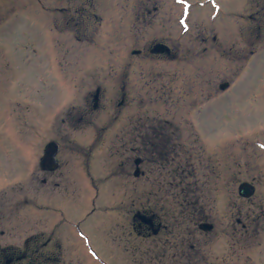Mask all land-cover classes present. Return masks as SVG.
I'll return each mask as SVG.
<instances>
[{"label":"flooded vegetation","instance_id":"obj_1","mask_svg":"<svg viewBox=\"0 0 264 264\" xmlns=\"http://www.w3.org/2000/svg\"><path fill=\"white\" fill-rule=\"evenodd\" d=\"M7 2L9 14L39 12L43 37L35 40L52 46L53 55L72 46V79L86 77L88 85H80L63 118L55 112L38 124L22 116L13 124L20 133L0 134V264H88L91 258L105 264L99 245L123 241L127 233L134 238L128 248L148 242L152 264H180L189 251L202 254L216 209L205 190L219 189L205 181L217 167V153L205 155V123L190 117L204 86H196L197 99L188 102L187 81L174 85L171 70L140 65L187 60L184 31L174 39L170 32L150 37L157 8L153 13L149 0H136L134 15L123 14L119 40L142 48L122 49L116 71L77 75L73 60L77 46L89 44L94 0ZM8 26L13 30V21ZM15 40L34 44L31 38L10 43ZM113 78L117 85L108 88ZM109 89L119 97L112 107ZM242 227L247 233L251 224Z\"/></svg>","mask_w":264,"mask_h":264},{"label":"rangeland","instance_id":"obj_2","mask_svg":"<svg viewBox=\"0 0 264 264\" xmlns=\"http://www.w3.org/2000/svg\"><path fill=\"white\" fill-rule=\"evenodd\" d=\"M135 1L94 0L88 21L89 44L77 46L73 60L77 75L89 70L92 74L96 70L116 71L122 49L129 54L142 48L122 46L119 40L120 30L126 26L123 14L128 9L134 15L136 10L131 6ZM179 1L182 4L178 0H149L148 8L152 12L154 6L157 8L154 30L149 34L158 37L170 32L174 39L183 30L187 60H145L140 65L143 71L171 70L174 85L187 81L188 102L197 99L196 86H204V94L197 99L198 110L194 108L190 117L205 123V155L217 153L216 174L205 173V181L217 182L219 187L206 189L204 194L215 199L213 233L204 235L202 254L189 251L187 262L180 264H264V0ZM8 4L0 0V134L6 137L20 133L13 125L16 118L27 117L30 123L38 124L47 122L55 112L63 118L80 85H88L83 82L86 77L72 79V46H63L53 55L49 50L52 46L36 41L43 37L39 12L9 14ZM54 16L60 19L62 15ZM12 21L14 29L9 30ZM65 34L72 37L68 31ZM21 38L22 42L31 38L34 44L10 43ZM101 58L104 61L100 65ZM113 79H109L108 88L116 87ZM221 84H227V89L220 90ZM112 90L106 95L109 107L119 99ZM245 182L255 189L249 200L238 195L239 186ZM243 224H251L249 232L243 233ZM133 239L127 233L123 241L99 245L101 259L105 264H152L148 242H141L138 249L128 248ZM87 263L97 264L92 258Z\"/></svg>","mask_w":264,"mask_h":264},{"label":"water","instance_id":"obj_3","mask_svg":"<svg viewBox=\"0 0 264 264\" xmlns=\"http://www.w3.org/2000/svg\"><path fill=\"white\" fill-rule=\"evenodd\" d=\"M162 49H163V46H156L154 48V51L159 52V51H162ZM226 86H227V84H222V85H220V88L223 89ZM253 193H254V188L251 185L246 184V183L242 184L238 189V195L241 197L248 198Z\"/></svg>","mask_w":264,"mask_h":264}]
</instances>
